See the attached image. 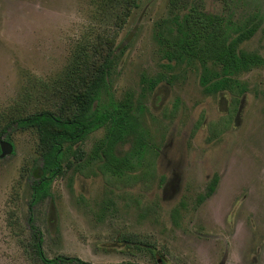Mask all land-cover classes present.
Wrapping results in <instances>:
<instances>
[{"label":"rangeland","instance_id":"obj_1","mask_svg":"<svg viewBox=\"0 0 264 264\" xmlns=\"http://www.w3.org/2000/svg\"><path fill=\"white\" fill-rule=\"evenodd\" d=\"M137 2L0 0V140L14 147L0 157V264H42L29 214L49 257L264 264V66L236 76L247 85L237 102L227 91L209 94L200 84L201 65L168 60L156 37L173 1ZM175 3L181 13L194 6L257 23L241 47L264 56V0ZM112 52L110 92L101 100L143 95V126L158 151L154 178L133 183L139 171L112 178L86 167L106 132L101 127L73 146L50 196L31 207L33 175L46 147L38 129L7 124L43 110L71 117L77 95ZM147 79L160 81L150 90ZM216 174L215 191L199 202Z\"/></svg>","mask_w":264,"mask_h":264},{"label":"trees","instance_id":"obj_2","mask_svg":"<svg viewBox=\"0 0 264 264\" xmlns=\"http://www.w3.org/2000/svg\"><path fill=\"white\" fill-rule=\"evenodd\" d=\"M172 1V16L161 19L157 24L156 37L166 47V57L177 64L199 63L202 67L199 80L204 90L209 94L227 91L237 102L247 91V85L236 76L264 66L263 55L241 47L259 25L248 20L239 24L233 19L194 6L181 13V6L175 3L177 0ZM137 4V0H132V5ZM116 61L117 53L114 52L104 58L86 90L77 95L76 110L71 117L43 110L15 118L7 124L6 128L38 129L41 142L46 147L33 175L31 207L50 196L51 184L62 175L64 160L73 152V146L101 127H105L106 132L86 156V167L95 174L100 172L106 177L117 178L139 171L133 176V183L154 178L158 151L143 126V95L135 97L129 93L120 101L111 96L106 103L101 100L102 94L108 95L110 92L108 78ZM159 81L147 79V87L152 90ZM178 104L179 100L175 109ZM127 143L128 147L125 145ZM81 167V163H78L76 170L81 171ZM218 180V175H214L207 192L199 196V202L215 191ZM27 222L34 240V250L42 264H93L75 256H47L42 231L31 214ZM148 249L153 251L152 247Z\"/></svg>","mask_w":264,"mask_h":264},{"label":"water","instance_id":"obj_3","mask_svg":"<svg viewBox=\"0 0 264 264\" xmlns=\"http://www.w3.org/2000/svg\"><path fill=\"white\" fill-rule=\"evenodd\" d=\"M0 148H1L0 157H5L12 153L14 147L10 141L2 139L0 141Z\"/></svg>","mask_w":264,"mask_h":264},{"label":"flooded vegetation","instance_id":"obj_4","mask_svg":"<svg viewBox=\"0 0 264 264\" xmlns=\"http://www.w3.org/2000/svg\"><path fill=\"white\" fill-rule=\"evenodd\" d=\"M1 141V140H0ZM0 151H1V148H0ZM3 158V157H2Z\"/></svg>","mask_w":264,"mask_h":264}]
</instances>
